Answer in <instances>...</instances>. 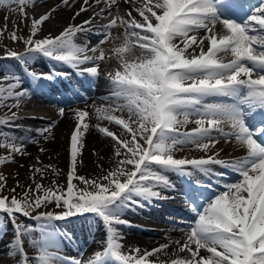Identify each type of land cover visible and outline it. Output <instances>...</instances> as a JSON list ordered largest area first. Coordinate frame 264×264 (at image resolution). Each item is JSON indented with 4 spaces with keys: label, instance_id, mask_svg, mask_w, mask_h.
Here are the masks:
<instances>
[{
    "label": "snow or ice",
    "instance_id": "6c2138e0",
    "mask_svg": "<svg viewBox=\"0 0 264 264\" xmlns=\"http://www.w3.org/2000/svg\"><path fill=\"white\" fill-rule=\"evenodd\" d=\"M37 2L0 0V7L16 5L29 21L27 36L10 33L23 48L3 46L0 54V109L7 110L0 114V166L28 155L26 145L38 138H52L57 121L36 129V136L31 130L17 135L13 127L32 94L27 81L68 78L55 64L95 78L109 63L110 92L102 98L108 103L93 108L98 121L117 130L93 125L112 148L110 166L98 164L97 175L79 172L87 108L71 110L66 184L46 186L36 179L51 165H32L31 184L17 180L11 188L0 173V213L7 217L0 233L10 222L8 255L17 258L15 264H264V0H82L73 22L58 34L44 32L45 23L77 0H60L29 16L28 6ZM78 34L98 42L78 43ZM104 44L111 47L106 51ZM41 57L51 62L48 72L33 68ZM58 114L64 117L65 108ZM222 141L243 154H225ZM185 149L201 155L177 156ZM169 173L181 181L179 190ZM177 191L188 216L170 222L183 225L182 238L151 250H125L122 228L138 226L128 214L174 200ZM70 219L89 231L102 227V250L88 259L63 254L78 237L62 232L57 222ZM170 248L171 257L160 259Z\"/></svg>",
    "mask_w": 264,
    "mask_h": 264
},
{
    "label": "bare ground",
    "instance_id": "6f19581e",
    "mask_svg": "<svg viewBox=\"0 0 264 264\" xmlns=\"http://www.w3.org/2000/svg\"><path fill=\"white\" fill-rule=\"evenodd\" d=\"M59 2L60 0H38L36 4L28 6V9H27L28 15L33 16V15L41 14ZM81 2L82 0H77L76 6L72 9L65 7L61 10H58L50 18V20L45 23L44 32L51 30L54 33L58 34V32L62 30L63 27H65L69 22H73L71 21L70 18L74 14V11L78 9L79 4ZM98 10L99 9L96 8V11ZM124 11H126V7L123 3H121L120 12L123 14ZM90 15H92L91 11L88 13L81 14L80 17H77L74 23H80L84 19H87L88 16ZM113 15H115V12L113 13ZM102 21H100V23H102ZM5 24L7 25V29L4 31V34L0 36V54H2L3 52V46H11L16 49L23 48L22 43H19V42L13 43L11 41L10 33L13 30L17 31L18 35L27 36L29 34V28H28L29 21H26L23 19L21 12L16 5H11V7H8V6L0 7V29H4ZM85 41H90L92 45H95L98 42L97 39L93 36H83V35L78 34L77 42L83 43ZM102 47H104L105 50L107 51V49L110 48L111 45L104 44L102 45ZM5 63L11 64L17 71H20L19 66L16 65L15 62L5 61ZM50 64L51 62L49 60L41 57V58H38V60L33 64V68L40 72H48ZM54 67L57 70L58 69H64V70L70 69V67L66 65H62V64H55ZM109 70H111V66L109 65V63L105 62L101 64V75L99 77L103 79V81H105L106 83L104 84V86L103 84L100 86L99 89L101 91L98 92L97 94L88 93L86 95V98H87L86 102H83L82 104L64 105V106L56 105L53 107L49 105L51 101H53V98H51V96H49L47 92H44V89H42V85H39V83L36 85H33L32 83V86H31L32 94L23 103L20 109V112H19L20 119L15 122L16 126L20 127V130H16V131L13 130V131L17 135H23L25 131L31 130V134L35 135L36 134L35 130L38 128H43V127L28 125V123L34 118H38L43 121L49 120V119L52 121L57 120V125L53 128L52 138H50L48 141H44L42 138H38L39 141L41 140L40 143L43 142L41 146H43V148L45 149L44 152H40L39 148L37 150L34 148V145L36 143H29L26 145V151L28 155H24V156L17 155L15 158V161L16 162L19 160L23 161V159L21 158H28L31 161V162L29 161L28 164L33 163V165H36L37 167L43 168L45 165H51V166L54 165L52 169H55L57 165L58 166L64 165L69 168L70 135L74 128L73 124L75 125V122L71 120L74 114L71 110L76 109V108H80V109L87 108L91 116L86 118V122L89 123L90 125H92L93 122L99 123V121L96 119L93 106L94 105L97 107L102 106V105L106 106L108 103L102 98L108 96L110 92L109 82L105 75V73ZM61 107L65 108L66 115L64 117H60L58 114V110ZM6 111L7 110L4 109V113ZM100 122H102L101 124L103 125H109V127L113 126V125L108 124V122L104 120H100ZM46 126L48 125L46 124ZM190 128L192 127H189V129ZM109 139L110 138H106L102 133H99L97 129L94 128L93 126H91L88 132L84 134V139H83L84 147L83 148H85V150L83 152L85 156L83 157V163L81 167H83L85 171L88 170L89 172H92L96 170V168L98 169L97 165L103 162L102 159L104 158L105 160L110 159V157L112 156V152H111L112 148H111V144L109 143ZM220 147H223L225 149V154H230L232 156L243 153L241 150L234 148L230 144H225L223 141L221 142ZM92 149L93 150L95 149L97 152L95 154L90 152V150ZM4 153H5V150L0 149V155H3ZM186 154L194 155V156L201 155V153L195 152L190 149H186L185 152H183L182 154H179L178 156H183ZM37 157H39V161H40L39 163H37ZM18 171L21 174L20 178L22 177L21 181H23L24 178L27 177V174H30V175L32 174V170L21 169L20 167H16L15 165L11 163H7L5 165L0 166V172L3 173L8 178H12L13 174H16ZM47 171L49 173V168L45 170V173H44L45 176L48 175ZM169 178L172 179L174 183H176L177 189L179 190V188L181 187L180 186L181 181L176 177L175 174H172V173H169ZM181 193L182 192L180 191H177L176 193H172V195L175 196V199L169 200L167 201V203L175 204L176 202L175 200H179L181 197H183ZM159 209L160 211H165L167 209V206H163V204L160 203L158 206V211ZM160 211L159 213H156L153 210L151 212L152 214L154 213L157 216H160L161 215ZM139 213L141 214L140 216L137 214H133V213H129L127 216L128 219L138 224V226L133 227V228L131 227L122 228V232L124 236L122 243L125 246L140 247L142 249L144 248L148 249V248H153V246L157 244L169 243L170 241H174L176 239L182 238V233L175 228H172V227L169 228V225L166 221L157 220V218L153 217L152 214L148 213L147 210L146 211L141 210ZM71 224L80 225L79 221L77 220L69 222V225ZM142 224L156 225L157 227L153 226L152 228L157 229L162 234H170V238L169 239H165L161 237L153 238V237L144 235L142 233L141 234L135 233L138 231H143L147 233L146 230H143L142 227H139V225H142ZM127 228L129 229V231L127 230ZM137 228L140 230H137ZM91 234L93 235V237H91L93 240L92 244L95 246L101 247L102 241L104 239L103 228L102 227L92 228ZM82 246L89 247L88 255L84 256L85 259L90 258L91 254L89 252L92 253L94 252V250L99 249V247L97 249H92V247L88 245L87 241H85ZM64 248H67V246L65 245ZM8 249L9 247L6 244V241H4L3 244L0 246V253L9 252ZM79 249H81V247H79ZM173 251L174 249L170 248L168 250V256L166 257L163 254H161L160 259H166V258L171 257V254ZM10 257L11 256H6L5 258L9 260ZM5 262L6 261H1L0 264L5 263Z\"/></svg>",
    "mask_w": 264,
    "mask_h": 264
},
{
    "label": "rangeland",
    "instance_id": "374dc122",
    "mask_svg": "<svg viewBox=\"0 0 264 264\" xmlns=\"http://www.w3.org/2000/svg\"><path fill=\"white\" fill-rule=\"evenodd\" d=\"M49 105H51V106H56V103L55 102H53V103H50ZM4 113V109H0V114H3ZM90 116H91V114H90ZM73 122H75V120H74V114H73V117H72V119H71ZM55 121H57V120H55ZM44 122V121H43ZM51 122H53V121H51V120H49V122H47V121H45V124H43L42 123V125H46V124H50ZM86 122V121H85ZM97 124L96 122H93L92 123V125H90L89 124V128L91 127V126H93V125H95V124ZM102 122H100L99 121V124H100V126H108L109 127V125H103V124H101ZM38 124H41V121H40V119H33V120H31L29 123H28V125H30V126H36V125H38ZM56 125H57V123H56ZM73 127H74V124H73ZM111 130H113V131H116L117 130V127L116 126H111V127H109ZM15 130H20L19 128H16ZM98 131V130H97ZM99 132V131H98ZM100 133V132H99ZM41 141V140H40ZM40 141H39V144H35L34 145V148L37 150L38 148L40 149L41 147H43V146H41V144L43 143V142H41L40 143ZM40 145V146H39ZM85 150V148H83L82 149V163H83V157L85 156L84 155V151ZM186 150V149H185ZM90 152H92V153H96L97 151L94 149H92V150H90ZM111 152H112V150H111ZM183 152H185V151H183ZM183 152H179V153H177V156L179 155V154H182ZM55 155V154H54ZM60 155V154H59ZM21 159H23V161H21V160H19V161H14V162H10L11 164H13V165H15L16 167H20L21 169H25V170H32V165H33V163H30V164H28L29 163V161H30V159H28V158H21ZM32 160V159H31ZM103 160V165H104V167L105 168H108L109 166H110V162H111V157H110V159H108V160H105V158L104 159H102ZM31 162V161H30ZM53 167H54V165H52ZM82 166V164L79 166V172H80V174H84V175H88V176H94V175H97L98 173H99V171H100V169L98 168H96V170H94V171H92V172H89L88 170L87 171H85L84 169H83V167H81ZM53 167H51V168H49V173H48V171H47V176H43V178L41 179V177L39 176V175H37V177H36V179L39 181V182H41V183H43L44 185H46V186H51L52 185V183H53V181H55L56 182V184H58V185H64V184H66V179H67V177H66V173L68 172V167H66V166H64V165H60V166H56V168H55V171H54V169H52ZM1 173V172H0ZM20 173H19V171L16 173V174H13V176H12V178H8L7 176V178H8V187L9 188H11V187H13L15 184H16V181L17 180H19V182L21 183V184H24V185H28V184H31V175L30 174H27V177L26 178H24V176H23V178H24V180L23 181H21L22 180V177L20 178ZM74 183H75V181H74ZM16 191H17V193H20L21 192V189L20 188H17L16 189ZM0 214H2V213H0ZM3 215V214H2ZM7 219V218H6ZM7 221V220H6ZM26 223H30V221H25ZM10 223V222H9ZM9 228L11 229V226L9 225ZM9 233V232H8ZM5 239L6 240H9L10 241V243H11V239L9 238V235H7L6 237H5ZM10 243L8 244V246L10 245ZM128 248H132L131 246H125V250H127ZM87 248H84V250H86ZM84 250L82 251V253L84 252ZM1 260H3V259H0V262H1Z\"/></svg>",
    "mask_w": 264,
    "mask_h": 264
}]
</instances>
